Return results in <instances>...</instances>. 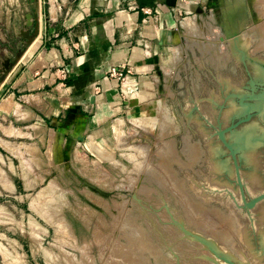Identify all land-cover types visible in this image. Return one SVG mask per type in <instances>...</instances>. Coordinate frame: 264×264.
<instances>
[{"label":"rangeland","instance_id":"obj_1","mask_svg":"<svg viewBox=\"0 0 264 264\" xmlns=\"http://www.w3.org/2000/svg\"><path fill=\"white\" fill-rule=\"evenodd\" d=\"M235 1L160 2L168 14L163 18L161 7L146 10L157 26L156 36L145 46L138 70L129 69L119 78L118 101L110 109L101 101L86 116L63 107L55 121L53 114L33 117L24 108L27 103L16 107L11 101L26 93L19 78L29 62L36 57L46 61L42 46H32L34 39L36 44L43 41L41 23L34 18L41 0H0V264H126L128 258L135 264H170L148 223L131 207L132 196H137L160 209L162 200L153 185L190 230L221 245L235 239L234 220L195 200L185 186L180 171L197 173L202 149L180 116L182 129L174 107L188 82L199 88L203 78L209 79L201 60L213 69L236 71L228 49L231 39L250 37L248 54L264 58V0H242L244 14L231 10ZM228 13H234V21ZM198 17L202 35L189 29V21ZM238 17L245 19L239 30ZM55 72L49 71V77ZM68 72L59 71L62 90ZM57 81L49 80L47 93H54ZM46 105L57 108L55 102ZM71 116L77 118L69 123ZM164 121L168 125L162 127ZM184 137L198 150L189 166L183 164ZM167 157L170 171L162 165ZM174 175L181 190L172 182Z\"/></svg>","mask_w":264,"mask_h":264},{"label":"water","instance_id":"obj_2","mask_svg":"<svg viewBox=\"0 0 264 264\" xmlns=\"http://www.w3.org/2000/svg\"><path fill=\"white\" fill-rule=\"evenodd\" d=\"M251 45L245 35L228 42L236 71L213 69L199 57L209 79L199 88L188 82L174 105L181 127L180 116L202 149L198 172L180 171L185 186L195 200L234 220L235 239L221 245L190 230L157 186L160 209L132 196L133 212L148 223L170 264H264V58L250 56Z\"/></svg>","mask_w":264,"mask_h":264},{"label":"crops","instance_id":"obj_3","mask_svg":"<svg viewBox=\"0 0 264 264\" xmlns=\"http://www.w3.org/2000/svg\"><path fill=\"white\" fill-rule=\"evenodd\" d=\"M160 2L180 4V0H153L149 5L138 0H41V12L34 18L41 23L43 41L36 44L34 39L32 46H42L46 61L38 62L36 57L29 62L19 78L26 93L12 96L11 101L16 107L27 103L24 108L33 117L53 114L55 121L63 107L81 116L97 111L101 101L110 109L118 101L120 89L119 77L107 73L121 68L138 70L145 46L156 36L157 26L146 10L161 7L162 18L168 16ZM53 69L56 72L50 78ZM60 69L69 71L65 90L61 89ZM52 79L58 85L49 94L47 84ZM53 102L57 103L55 110L46 105ZM76 118L71 116L69 123Z\"/></svg>","mask_w":264,"mask_h":264},{"label":"bare ground","instance_id":"obj_4","mask_svg":"<svg viewBox=\"0 0 264 264\" xmlns=\"http://www.w3.org/2000/svg\"><path fill=\"white\" fill-rule=\"evenodd\" d=\"M234 3H235V4H234L235 7L231 8V10L233 9V10H235V11H239V12L242 11V13H243L244 10H242V9H243V7H244V6H243V5H244V2H243L242 0H236ZM229 11H230V10H229ZM231 12H232V11H231ZM242 13H240V14H242ZM228 14L230 15V13H228ZM232 14L234 15V13H232ZM232 14H231V15H232ZM243 14H244V13H243ZM231 15H230V16H231ZM242 17H243V15H242ZM242 17H241V18H242ZM197 19H199V17L196 18L195 21H191V20L189 21V29H190V31H191L192 33H195V34H198V35H202V33L197 32V31H198V27H196V26H197L196 23H199V22L197 21ZM238 19H239V22H240V18H239V17H238ZM201 20H202V19H201ZM222 20H223V19H222ZM230 20H231V21H234V20H235V15L232 16ZM243 20H245V19H243ZM243 20H242V22H240V24H239V22H238V30L240 29L241 25L244 23ZM202 21H203V20H202ZM202 24H204V23L202 22ZM207 26H208V25H207ZM256 27H257V26H256ZM211 28H212V27L208 26L207 29H206V31H207V32H211ZM250 29H251V28H250ZM259 29H261L260 26H259ZM262 30H264V29L262 28ZM235 32H238V31H233V32H231V33H235ZM262 32H263V31H262ZM260 33H261V30H260ZM195 34H193V35L195 36ZM261 35H262V34H261ZM199 38H200V37H199ZM259 39H260V38H259ZM260 41H261V40H260ZM199 44H201V43L199 42ZM218 45H219V44H218ZM203 46L205 47V45H203ZM259 46H263V44H260ZM200 48H201V46H200ZM202 48H203V47H202ZM206 48H207V47H205L204 49H206ZM219 48H220V46H219ZM219 48H218V49H219ZM261 48H262V47H261ZM262 49H263V48H262ZM207 50H208V49H207ZM207 50H206V51H207ZM212 50H213V49H212ZM201 51H202V50H201ZM208 51H211V50H208ZM254 51H255V50H254ZM213 52H214V51H213ZM255 52H256V51H255ZM216 53H217V52H216ZM216 53H213V54H216ZM218 53H219V52H218ZM225 54H226V53H225ZM207 57H208V56H207ZM215 57H216V55H215ZM225 57H226V56H225ZM220 58H221V57H220ZM222 58H223V56H222ZM215 59H216V58H215ZM215 59H214V60H215ZM219 60H220V59H219ZM207 61H208V60H207ZM209 61H210V60H209ZM212 61H213V60H212ZM164 114H165V112H164ZM164 114H163V115H164ZM162 118H163V117H162ZM164 119H165V120H166V119L168 120V118L165 117V116H164ZM164 119H163V120H164ZM151 122H152V121H151ZM161 122H162V121H161ZM145 123H146V122H145ZM147 123H148V124H152L153 122H152V123L147 122ZM154 123H155V122H154ZM141 125H142V123H141ZM153 125H154V124H153ZM159 125H160V124H159ZM164 125H166V121L163 122L162 127H164ZM167 125H168V121H167ZM167 125H166V126H167ZM162 127H161V128H162ZM159 128H160V127H159ZM166 128H167V127H166ZM166 128H165V129L162 128L163 131L166 130ZM163 131H162V132H163ZM116 132H118V130H117ZM187 136H188V135H187ZM187 136H186V138H187ZM184 138H185V137H184ZM186 138L184 139V151H186V153H185V152H183V153H185L184 155H186V157H187V159H186V160H187V163H186V162H183V161H181V162H183V164H188L187 166H189V164L192 163L193 158L195 159V157L198 156V153H197L198 150L196 149L197 147L190 145L191 143L189 144L188 141H187L188 139H186ZM188 138H189V137H188ZM195 153H197V156H196ZM172 154H173V153H172ZM168 155H169V154H168ZM174 155H175V154H173V157H175ZM158 156H159V155H158ZM160 157H161V156H160ZM168 157H169V160H170L171 156H168ZM168 157L165 158L164 161L162 162V165H163V167L165 168V170H168V169H169L168 167H169V163H170V162H168ZM179 157H180V156H178V157H176V158L178 159ZM184 158H185V157H184ZM172 159H173V158H172ZM165 160H166V161H165ZM175 160H176V159H175ZM186 160H184V161H186ZM170 161H171V160H170ZM172 162H173V161H172ZM178 162H179V161H178ZM193 162H195V161H193ZM176 164H177V163H176ZM178 164H182V163H178ZM193 164H194V163H193ZM158 165H159V164H158ZM184 166H185V165H184ZM190 166H191V165H190ZM192 166H195V164L192 165ZM161 167H162V166H161ZM180 168H181V167H180ZM161 169H162V168H161ZM150 171H151V170H150ZM150 171H149V172H150ZM168 171H170V170H168ZM153 172H154V171H153ZM156 173H157V171H156ZM168 173H169V172H168ZM170 173H172V171H171ZM146 174H147V173H146ZM151 174H152V173H151ZM154 174H155V173H154ZM166 174H167V173H166ZM152 175H153V174H152ZM171 175H173V174H171ZM154 176H155V175H154ZM155 177H156V176H155ZM173 177L175 178V175H174ZM147 178H148V176H147ZM147 178H146V179H147ZM174 178H172V180H173L172 182L175 183V187H176V186H177L176 184L179 185V183H178V180L176 179L177 176H176V178H175L176 180H175ZM157 179H158V178H157ZM157 179H156V180H157ZM165 181H166V180H165ZM167 182H168V181H167ZM159 184H161V182H160ZM144 187H145V186H144ZM176 188H178V187H176ZM147 189H148V188H147ZM178 189L181 190L180 187H179ZM142 190H144V189L142 188L141 191H142ZM142 192H143V191H142ZM182 192H184V191H182ZM149 193H150V192H149ZM179 194H180V193H179ZM186 195H187V194H186ZM189 202H190V201H189ZM47 203H48V202H47ZM42 204H43V203H42ZM39 205H40V204H39ZM39 205H38V206H39ZM34 206H35V205H34ZM42 207H43V206H42ZM42 207H41V208H42ZM197 207H198V206H197ZM36 209H37V208H36ZM47 209H48V208H47ZM195 209H196V208H195ZM201 209H202V208H201ZM40 210L42 211V209H40ZM197 211H198V208H197ZM216 211L218 212V210H216ZM216 211H215V212H216ZM38 212H39V211H38ZM44 212H45V211H44ZM205 212H206V211H205ZM210 212H213V211L210 210ZM217 212H216V213H217ZM50 213H51V212H50ZM52 213H53V212H52ZM213 213H214V212H213ZM213 213H212V214H213ZM208 214H209V213H208ZM218 214H220V212L217 213V214H214V215L219 216ZM205 215H206V214H205ZM222 215H224V214L222 213ZM222 215H221V216H222ZM51 216H52V215H51ZM47 217H48V216H47ZM219 217H220V216H219ZM227 217H228V216H225V218H227ZM45 218H46V217H45ZM54 218H55V217H54ZM220 218H221V217H220ZM220 218H219V219H220ZM223 218H224V216L222 217V220H223ZM230 219H231V218H230ZM224 222H227V221H224ZM49 223H50V222H49ZM56 224H57V223H56ZM207 224H208V223H207ZM232 224H233V221H232ZM232 224H231V221H230V222H229V225L232 226ZM62 225H63V224H61V226H62ZM200 225H201V224H200ZM212 225H213V224H212ZM204 226H205V225H204ZM235 226H236V225H235ZM58 227H60V226H58ZM207 227H208V226H207ZM212 227H213V226H212ZM66 228H67V227H66ZM203 228H204V227H202V230H203ZM33 229H34V228H33ZM199 229H200V227H199ZM205 229H206V228H205ZM209 229H211V228H209ZM58 230H59V229H58ZM66 230H67V229H66ZM207 230H208V228H207ZM232 230H233V229H232ZM60 231H62V230H60ZM213 231H214V230H213ZM213 231H212V232H213ZM215 231H216V230H215ZM58 232H59V231H58ZM62 232H63V231H62ZM209 232H211V231H209ZM137 233H138V232H137ZM218 236H219V235H218ZM222 236H224V235H222ZM210 237H211V236H210ZM129 240H130V238H129ZM132 240H133V239H131L130 241H132ZM134 240L137 241V239H134ZM134 240H133V242H134ZM138 240H139V239H138ZM142 240H143V239H142ZM220 240H221V239H220ZM38 241H39V240H38ZM143 241H144V240H143ZM126 242H127V241H126ZM137 243H139V241L136 242V245H137ZM125 245H126V244H125ZM130 245H131V243H130ZM130 245H129V246H130ZM138 245H139V244H138ZM141 245H142V244H141ZM144 245L146 246V243H145ZM144 245H143V246H144ZM133 247H134V246H133ZM121 248H122V247H121ZM133 249H135V248H133ZM124 250H125V249H124ZM129 252H130V251H129ZM137 252H138V251H137ZM47 253H48V252H47ZM135 254H136V253H135ZM49 255H50V254H48V256H49ZM138 259H139V258H138ZM48 260H50V259H48ZM140 260H141V258H140ZM125 262H126V264H135V263H132V262L130 261L129 258L126 259ZM123 263H124V262H123ZM123 263H122V264H123Z\"/></svg>","mask_w":264,"mask_h":264},{"label":"built area","instance_id":"obj_5","mask_svg":"<svg viewBox=\"0 0 264 264\" xmlns=\"http://www.w3.org/2000/svg\"><path fill=\"white\" fill-rule=\"evenodd\" d=\"M111 72L113 73V75L118 74V77L120 78L122 76L123 72H126L128 74L129 70L128 69L125 70V69L121 68V70H118V71L116 69H113Z\"/></svg>","mask_w":264,"mask_h":264}]
</instances>
